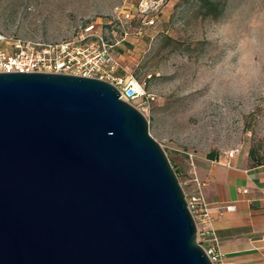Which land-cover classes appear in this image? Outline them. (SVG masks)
I'll use <instances>...</instances> for the list:
<instances>
[{
  "label": "water",
  "instance_id": "water-1",
  "mask_svg": "<svg viewBox=\"0 0 264 264\" xmlns=\"http://www.w3.org/2000/svg\"><path fill=\"white\" fill-rule=\"evenodd\" d=\"M0 264H214L146 116L97 78L0 73Z\"/></svg>",
  "mask_w": 264,
  "mask_h": 264
},
{
  "label": "rangeland",
  "instance_id": "rangeland-1",
  "mask_svg": "<svg viewBox=\"0 0 264 264\" xmlns=\"http://www.w3.org/2000/svg\"><path fill=\"white\" fill-rule=\"evenodd\" d=\"M92 23L117 75L154 97L135 106L181 183L211 153L264 162V0H0L6 36L58 42Z\"/></svg>",
  "mask_w": 264,
  "mask_h": 264
},
{
  "label": "crops",
  "instance_id": "crops-1",
  "mask_svg": "<svg viewBox=\"0 0 264 264\" xmlns=\"http://www.w3.org/2000/svg\"><path fill=\"white\" fill-rule=\"evenodd\" d=\"M193 165L210 217L202 225L210 233L206 247L214 248L224 264H264V163L237 154ZM193 178L186 180L192 193L197 188Z\"/></svg>",
  "mask_w": 264,
  "mask_h": 264
},
{
  "label": "built area",
  "instance_id": "built-area-1",
  "mask_svg": "<svg viewBox=\"0 0 264 264\" xmlns=\"http://www.w3.org/2000/svg\"><path fill=\"white\" fill-rule=\"evenodd\" d=\"M115 45L110 43L99 24L92 23L72 38L58 42H44L0 34V73H60L97 78L115 85L121 98L137 105L148 104L153 96L145 93V84L136 77L125 79L117 75L120 61L114 54ZM136 107V106H135ZM234 156V154H231ZM194 193L185 191L189 208L198 225V240L206 249L214 264H224L214 248H207L204 239L210 233L202 225L209 220L207 204L201 192L202 183L195 174ZM189 186L188 182L182 183ZM235 206L228 207L235 211ZM216 241V238L214 237Z\"/></svg>",
  "mask_w": 264,
  "mask_h": 264
},
{
  "label": "trees",
  "instance_id": "trees-1",
  "mask_svg": "<svg viewBox=\"0 0 264 264\" xmlns=\"http://www.w3.org/2000/svg\"><path fill=\"white\" fill-rule=\"evenodd\" d=\"M206 3H208V2H206ZM217 155H218L217 153H211L209 155V158L214 159ZM250 157H251V159H254L256 157V152L255 151H251L250 152ZM262 163H264V162H262ZM262 163H257V164H262Z\"/></svg>",
  "mask_w": 264,
  "mask_h": 264
}]
</instances>
